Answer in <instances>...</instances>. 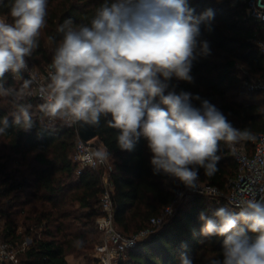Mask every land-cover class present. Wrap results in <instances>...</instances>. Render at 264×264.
<instances>
[{
    "label": "clouds",
    "instance_id": "clouds-1",
    "mask_svg": "<svg viewBox=\"0 0 264 264\" xmlns=\"http://www.w3.org/2000/svg\"><path fill=\"white\" fill-rule=\"evenodd\" d=\"M193 13L186 0H105L90 25L74 27L66 19L58 28L61 39L49 37L56 47L46 82L38 85L39 111L50 120L86 127H98L101 117L110 115L106 123L118 130L120 150L132 151L143 137L152 153L153 174L168 175L190 190L199 188L200 168L209 177L219 170L221 142L235 153L237 145L256 135L235 128L207 99L177 93L170 85L173 77L192 82L193 61L210 55L200 25L211 21L214 12ZM8 16L12 22L0 18V97L15 105L12 124L28 132L36 126L32 106L25 103L33 94V78L23 80L19 89L2 81L6 73L30 71L26 58L39 47L48 0H12ZM8 128L9 117L0 118V135ZM80 148L93 165L110 155L107 149ZM236 209L220 206L210 216L199 214L202 238L224 237L222 258L209 264H264V195L241 199ZM83 243L77 240L75 246ZM180 264L194 261L182 252Z\"/></svg>",
    "mask_w": 264,
    "mask_h": 264
},
{
    "label": "trees",
    "instance_id": "trees-1",
    "mask_svg": "<svg viewBox=\"0 0 264 264\" xmlns=\"http://www.w3.org/2000/svg\"><path fill=\"white\" fill-rule=\"evenodd\" d=\"M104 2L48 0L47 24L31 57L34 65L43 68L51 62L56 43L49 37L57 42L61 39L58 28L66 19L70 18L74 27L90 25ZM186 2L194 9L195 16L206 9L214 12L211 21L200 25V39L209 43L210 55L198 56L193 61L192 82L173 77L170 85L175 86L177 93L185 91L207 99L235 128H248L257 136L264 130V92L250 90V84L264 76V54L250 39L264 38V24L247 17L244 0ZM11 3L12 0L0 3V14L9 22H12L8 16ZM25 79L29 78L23 72L21 76L6 73L2 82L5 87L19 89ZM2 100L0 97V118L9 117V128L0 137L9 140L11 151L7 153V161L0 162V219L4 223L1 233L5 239L17 241V223L23 219L32 242L23 253L21 264H69L68 254H80L89 242L97 243L102 237L96 219L101 215L99 203L106 169L86 167L80 176L76 175L77 163L72 159L76 130L59 123L49 125L48 118L38 108L42 100L30 96L25 101L32 106L30 113L36 122L28 132L12 124L15 105L5 107ZM192 103L200 106L198 100ZM110 118V115L101 117L95 144L110 153L116 225L123 233L132 235L147 227L152 217L160 215L172 203L182 183L163 173L153 174L152 153L143 137L132 151L120 150L116 144L118 130L106 123ZM12 153L16 156L10 157ZM29 153L35 154L26 163L29 173L25 169L10 168L11 161L21 167ZM217 154L221 159L215 175L206 176L200 168L199 176L227 193L230 179L236 176L237 163L223 142ZM216 206L222 205L205 195L184 199L175 214L130 249L119 264H180L182 252L188 253L194 264H209L213 258H222L224 237L200 236L203 222L199 214L204 211L210 216ZM77 240L84 242L82 247L75 246Z\"/></svg>",
    "mask_w": 264,
    "mask_h": 264
},
{
    "label": "built area",
    "instance_id": "built-area-1",
    "mask_svg": "<svg viewBox=\"0 0 264 264\" xmlns=\"http://www.w3.org/2000/svg\"><path fill=\"white\" fill-rule=\"evenodd\" d=\"M244 1L246 3L247 17L264 24V0ZM0 18H5V15L0 14ZM254 42L264 54V38L257 36L255 37ZM50 64L51 62L43 68H39L28 63V69L30 71L23 72L28 78H33L34 83L31 88L33 93L32 96L40 100L38 85L46 82ZM250 90H262L264 92V76L257 81L252 82L250 84ZM47 122L49 125H55L57 123L66 125L60 120L48 119ZM69 127H74L77 133L76 149L72 155L73 161L77 163L76 175L80 176L86 167L92 169L104 167L106 169V172L103 175V192L99 203L101 215L96 219V225L102 232V237L95 245L93 253L96 264H119L126 258L130 249L137 246L141 240L149 237L155 229L164 225L175 214L177 206L188 197L205 195L215 198L222 206H227L232 210H238L236 209V204L241 199L250 198L252 194H255L257 198L264 195L263 130L256 136L254 141H242L237 145L235 153L231 151L237 163V173L234 178L230 179L228 183L229 190L227 193H224L217 186L208 183L199 176V188L190 190L185 188L182 184L181 188L177 190L172 203L168 205L160 215L152 217L148 226L141 229L139 232L127 235L116 225V207L113 200L114 184L111 177L112 165L109 163V158L103 163L96 162L94 165L87 163L82 158L84 153L80 148V145H85L89 151L99 150V147L92 144L94 143V140L84 141L79 136L78 124H73ZM2 228L3 222L0 219V264H21L20 255L22 252H25L29 246L28 239H25L21 244L7 240L1 233Z\"/></svg>",
    "mask_w": 264,
    "mask_h": 264
},
{
    "label": "rangeland",
    "instance_id": "rangeland-1",
    "mask_svg": "<svg viewBox=\"0 0 264 264\" xmlns=\"http://www.w3.org/2000/svg\"><path fill=\"white\" fill-rule=\"evenodd\" d=\"M254 40H255V37L250 39V41H252V42H254ZM26 59H27L28 63L34 65V63L32 62V58L31 57L26 58ZM1 104L4 105L5 107H8L12 103L10 101V98L3 97V100L1 101ZM94 143H96V140H94ZM10 151H11V149H10L9 140L1 136L0 137V156L4 155L3 156L4 158L2 160L0 159V162L7 161V159H6L7 157L6 156H7V153H9ZM34 155H35L34 153H29L26 156L25 162H24L23 165H21V167H17L16 166L17 164H15L13 161H11L12 164H11L10 168L11 169H22V170L25 169L26 170V165H27L26 163H28V161H31L34 158ZM14 156H16V154L12 153L10 155V157H14ZM18 157H20V156H18ZM18 157H16V158H18ZM26 171H27V173H29V170H26ZM3 203H4V201L1 204L2 206H3ZM216 208H218V207L216 206ZM4 220L6 221L7 217H4ZM5 231L6 230H4L3 232H5ZM26 231H27V226L23 225V219H20V221L17 223V228H16V233L19 236L16 238L17 241H13V242H15L17 244H21V242H23L25 239H29V245H30L31 242H32V240H31L32 236H29ZM89 236L91 237L92 235L90 234ZM97 243L96 242L94 243L92 241L89 242L88 247L86 249H84L83 252H81L80 254L79 253L68 254L66 258H67L69 264H96V261H95V258L93 256V253H94L95 245ZM23 253L24 252H22L21 255H20L21 258L23 257Z\"/></svg>",
    "mask_w": 264,
    "mask_h": 264
},
{
    "label": "water",
    "instance_id": "water-1",
    "mask_svg": "<svg viewBox=\"0 0 264 264\" xmlns=\"http://www.w3.org/2000/svg\"><path fill=\"white\" fill-rule=\"evenodd\" d=\"M79 127V136L84 141H93L98 136V127H86L78 125ZM93 145H96L95 143H92Z\"/></svg>",
    "mask_w": 264,
    "mask_h": 264
},
{
    "label": "crops",
    "instance_id": "crops-1",
    "mask_svg": "<svg viewBox=\"0 0 264 264\" xmlns=\"http://www.w3.org/2000/svg\"><path fill=\"white\" fill-rule=\"evenodd\" d=\"M98 147H99V149H104V147L102 145H100ZM28 241H29V239H28Z\"/></svg>",
    "mask_w": 264,
    "mask_h": 264
}]
</instances>
